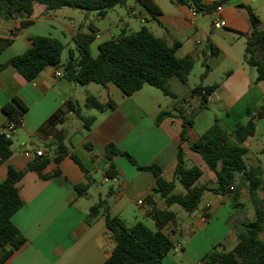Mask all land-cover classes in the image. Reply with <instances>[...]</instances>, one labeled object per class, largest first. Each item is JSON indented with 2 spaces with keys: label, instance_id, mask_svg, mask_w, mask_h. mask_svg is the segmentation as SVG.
Wrapping results in <instances>:
<instances>
[{
  "label": "crops",
  "instance_id": "obj_1",
  "mask_svg": "<svg viewBox=\"0 0 264 264\" xmlns=\"http://www.w3.org/2000/svg\"><path fill=\"white\" fill-rule=\"evenodd\" d=\"M153 1L158 12L151 11L138 0H129L121 6V11L130 13L138 20L136 23L140 25L137 26L133 25L135 22L131 19L111 24L113 18L110 13L115 8L106 17H99V20L107 21L110 25L98 29L94 24L98 32L91 44L92 55L98 56L99 46L117 38L123 31L134 33L146 27L170 46L180 43L177 56H192L195 68L201 63L200 78L205 72L203 63H207L209 72L200 84L204 87L215 86L210 94L202 93L187 99L191 90L199 85L191 83L190 78L187 84L176 78L170 81L169 89L176 96L173 98L148 84L131 96H125L112 83L106 86H81L67 80L64 75L57 77L56 69L51 67L33 81H27L11 66L0 71V135L5 134L9 121L3 111L5 105L14 104L13 100L17 98L28 108L23 125L11 137L12 157L6 162L0 160V184L6 179L9 166L24 170L35 158L28 157L27 151L40 150L50 159L42 175L29 171L18 183L23 207L12 221L27 241L6 264H103L115 247L108 234L106 213L91 224L86 221L90 208L99 199L107 200V211L112 218L119 217L126 223L127 217H132L135 225L145 223L140 216L155 228L149 214L148 198L153 197L158 209L165 208L164 200L154 192L157 179L124 156L114 157L117 176L108 178L109 160L105 153L108 144H115L120 150L128 152L139 166H160L163 178L169 182L174 180L177 151L181 147L186 154L187 166L200 167L204 172L203 183L211 182V186L215 187V174L202 157L190 149L189 143L182 141L183 120L176 115L174 108L183 99H186L185 116L194 122L189 131L190 142L196 141L216 121L227 131L234 129L238 123H245L247 110L250 109L256 123V133L244 144L248 149L245 161L249 168L261 167L264 172V160L260 158L264 146L258 147L255 153L250 150L251 145L264 137V127L261 129L264 119L259 117L260 107L264 103V82L256 81L257 69L244 59L246 42L253 30L249 9L260 20L259 29L264 30L263 7L256 5L258 1H249L253 5H248L237 0L223 5L219 14H192L189 6L173 0ZM219 1L202 0V3L210 6ZM68 9L49 12L44 6L36 5L30 18H0V39H13L0 52V64L30 49V38L33 36L55 38L65 45L68 52L74 50L73 38L79 26L86 24L80 21L78 12ZM116 14L120 16L118 11ZM217 18L225 26L216 28L213 22ZM27 20L31 24L23 28L22 24ZM211 45L217 49L215 55L212 54ZM68 58L69 55L66 57L63 52L59 69L62 73ZM88 94L97 97L101 103L114 101L116 107L103 112L89 108L85 104ZM71 99L79 103L82 116L95 119L91 127L85 128L79 118L67 113L63 123L47 126L41 131L49 118ZM162 112L173 113V116L157 125L156 119ZM61 145L66 146L70 153H75L89 171L91 187L86 196L79 197L74 188L75 185L88 183L82 169L69 155L58 163L55 161L56 150ZM55 172L58 174L55 175ZM99 175L100 180L97 178ZM240 182L239 176L236 184ZM179 184L175 182V193L184 191ZM100 186H107L108 189L100 192ZM261 190L262 186L259 196L264 200L260 195ZM245 191L249 193L248 183L243 185L239 201L248 208L245 220L253 221L255 210L251 199L247 201ZM206 193L198 209L190 215L178 206L172 207L177 213L176 223L166 225L163 232L172 237L175 247L162 264H203L206 254L219 244H222L221 249L225 252L237 246L239 240L227 223L237 212L231 196L211 191ZM139 200L144 205H139ZM131 208H137L139 214L131 216ZM5 251L0 247V259Z\"/></svg>",
  "mask_w": 264,
  "mask_h": 264
},
{
  "label": "trees",
  "instance_id": "obj_2",
  "mask_svg": "<svg viewBox=\"0 0 264 264\" xmlns=\"http://www.w3.org/2000/svg\"><path fill=\"white\" fill-rule=\"evenodd\" d=\"M129 0H0V18L27 17L33 15L36 5H42L47 11L53 12L62 8L79 9L96 12L104 18L116 6L125 5ZM153 12H158V7L153 0H138ZM176 3L189 7L194 6L199 12H212L218 6H223L234 0H221L207 6L202 0H173ZM252 23V33L247 39L245 62L257 69V82H264V30L259 29L260 20L249 9ZM31 24L30 20L23 22L26 28ZM98 29L93 23L79 26L73 42L74 50H69L68 61L64 65V77L81 86L97 84L106 86L109 83L116 85L125 96H131L144 87L145 84L161 89L165 95L176 98L170 91L169 84L174 78L187 84L191 73L195 68V60L192 56L179 58L177 50L180 43L172 46L152 31L142 27L134 33L123 31L117 38L102 43L99 46V54L94 57L91 53V44L96 39ZM16 33L13 34L15 37ZM13 39H0V52L3 51ZM32 47L21 55L11 58L7 63L0 64V71L8 66L15 68L27 81L35 80L42 71L47 68L60 69L65 45L52 37L33 36L30 38ZM212 54L217 49L211 45ZM205 72L203 80L209 72V66L203 63ZM215 86L204 87L199 84L191 90L187 99L201 95L203 91L210 94ZM183 99L175 105L174 111L183 120L181 138L188 142L190 149L202 157L208 168L216 176V186L211 182L202 183L203 170L198 166H187L184 150L179 147L176 156L174 180L169 182L163 178V171L158 165L139 166L135 159L125 151L120 150L115 144H108L105 148L106 157L109 160V169L106 172L108 178L117 176V165L114 157L124 156L139 169L151 172L157 179V187L154 192L164 200L165 208L158 209L152 196L147 200L150 207L155 228L147 226L143 222L128 227L119 217H111L108 214V202L99 199L87 215L88 224L93 223L103 213H106L108 234L114 241L115 247L111 255L103 264H162L169 252L175 247L172 237L163 232V228L169 223H176L177 213L172 209L178 206L187 214L194 213L202 202L206 192L211 191L218 195H230L233 206L237 212L228 220V225L237 236V246L229 252L222 250V244L214 247L203 259V264H264V200L260 198L259 191L264 182V172L261 167L249 168L245 161L248 149L245 142L256 133V123L247 110V121L238 123L234 129L227 131L216 121L196 141L190 142L189 131L194 122L185 116ZM3 107L9 121H15L18 116L25 115L28 108L19 99ZM85 104L89 108L100 112L106 109H114L116 103L108 101L101 103L97 97L88 94ZM205 107V103H203ZM74 114L81 120L84 127L89 129L94 118H86L81 114V107L75 100H69L63 109H60L49 118L45 126L58 125L64 122V115ZM173 116V113L162 112L156 119V124ZM259 117L264 119V103L260 107ZM12 141L4 134L0 135V160L8 161L12 155ZM58 163L63 157L71 159L85 173L88 183L78 184L74 188L79 197L86 196L91 187L89 171L85 168L81 159L70 153L66 146L57 148ZM264 155V149L261 150ZM50 163L47 156L35 157L24 170H17L9 166L6 179L0 184V247L5 254L0 259V264H6L9 258L25 243L26 238L14 225L13 216L23 207V201L19 194L18 183L29 171H35L42 175L45 167ZM58 173L55 172V175ZM240 176V184H236ZM44 177V176H43ZM175 182L182 185L184 191L175 193ZM248 183L251 203L255 210L253 221L245 220L248 208L239 201L242 195L243 185ZM231 187H234L231 190Z\"/></svg>",
  "mask_w": 264,
  "mask_h": 264
},
{
  "label": "rangeland",
  "instance_id": "obj_3",
  "mask_svg": "<svg viewBox=\"0 0 264 264\" xmlns=\"http://www.w3.org/2000/svg\"><path fill=\"white\" fill-rule=\"evenodd\" d=\"M234 1H237V0H234ZM247 4L248 5H253L250 2H247ZM256 5H261L263 7V10H264V0L258 1V3ZM121 8H122L121 6H116L114 11H111L110 16H112V18H113V22L111 24L119 22L120 20L128 21V20L131 19V20H133L135 22V23H133L134 26L140 25V23H136V22H138V20L135 19L133 15H131L130 13H127L126 11H121ZM68 10H72V11L78 12L80 14V19H81L80 21H82V23H85L86 25H89L90 23H93V24L96 25V27L98 29H99V27H106V26L110 25L107 21L99 20V16H98V14L96 12L86 13L85 11H82V10H79V9H68ZM116 11L119 12L120 16H118L116 14ZM262 17L264 18V11H263ZM144 26H148V24L144 25ZM64 56H66V57L68 56V49H65ZM200 73H202V65H201V63L199 65H197L196 68H194L193 72L191 73L190 82L191 83H196V84L202 83V80L200 78ZM92 86H96V85H92ZM263 124L261 125V129H263V127H264ZM261 146H264V137L260 138V140L258 141L257 144L255 143V144L251 145L250 146V150L255 153L257 151V148L261 147ZM260 158L262 160H264V155H260ZM97 178L100 180L101 176L99 175V177H97ZM203 181H204V178L201 180V182L203 183ZM179 186H180V188H182V186L180 184H179ZM107 189H108L107 186H100L99 187V191L100 192H105ZM206 195H207V193H205V195L203 197V200H204ZM260 195L264 197V184L262 185V190L260 192ZM245 197H246L247 201H250V195H249L248 191H245ZM129 213L131 214V216H137L139 214V211H138L137 208H131ZM139 218H140V220L144 221L147 226L153 228V225L151 224V222H149L148 220L142 219V217H140V216H139ZM134 223L135 222L132 220V217H127L126 224L128 226H131Z\"/></svg>",
  "mask_w": 264,
  "mask_h": 264
},
{
  "label": "built area",
  "instance_id": "obj_4",
  "mask_svg": "<svg viewBox=\"0 0 264 264\" xmlns=\"http://www.w3.org/2000/svg\"><path fill=\"white\" fill-rule=\"evenodd\" d=\"M190 1V0H188ZM249 1H252V2H256V1H259V0H241L242 3L244 2H249ZM223 9V6H218L217 8H215L212 13H216V14H219ZM189 10L192 14H197L199 11L194 7V6H191L189 7ZM213 25L216 27V28H222L223 26H225V23L223 21H221L219 18L215 19L214 22H213ZM56 76L57 77H62L63 76V73L61 70L59 69H56ZM203 94H208L206 91H203ZM23 122H24V115H21V116H18V118L15 120V121H8L6 126H5V137L7 139H11L13 133L23 125ZM26 155L28 157H39V156H42L43 155V152L38 150V151H35V152H31V151H27ZM108 181V180H106ZM234 187H231V190H233ZM138 204L139 205H144L143 201L142 200H139L138 201Z\"/></svg>",
  "mask_w": 264,
  "mask_h": 264
}]
</instances>
